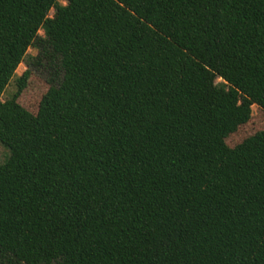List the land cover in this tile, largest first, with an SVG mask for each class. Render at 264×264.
<instances>
[{
	"label": "trees",
	"instance_id": "obj_1",
	"mask_svg": "<svg viewBox=\"0 0 264 264\" xmlns=\"http://www.w3.org/2000/svg\"><path fill=\"white\" fill-rule=\"evenodd\" d=\"M62 1L0 0V264H264V0Z\"/></svg>",
	"mask_w": 264,
	"mask_h": 264
},
{
	"label": "rangeland",
	"instance_id": "obj_2",
	"mask_svg": "<svg viewBox=\"0 0 264 264\" xmlns=\"http://www.w3.org/2000/svg\"><path fill=\"white\" fill-rule=\"evenodd\" d=\"M59 2L64 4L62 0H59ZM36 54L37 52L35 49L29 48L27 51L28 56H35ZM25 69V65L20 64L16 69L15 75L20 76ZM218 82L219 80L216 81V83ZM15 85L16 84L13 80L8 83L2 94L1 101H5L6 99L11 97V95L16 90ZM48 88L49 84L46 81L45 75L40 71L32 72L26 82V87L22 90L19 97L17 98V103L28 112L35 114L38 108L39 100ZM259 130H264V114L259 111L255 106H252L251 119L245 126L239 129L235 136L227 140V144L228 146L232 147L237 142L254 134ZM7 156V149L0 144V162H2Z\"/></svg>",
	"mask_w": 264,
	"mask_h": 264
}]
</instances>
